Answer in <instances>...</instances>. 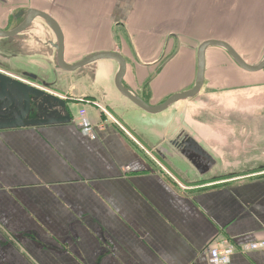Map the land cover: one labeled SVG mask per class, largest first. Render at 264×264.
Here are the masks:
<instances>
[{
	"label": "crops",
	"instance_id": "1",
	"mask_svg": "<svg viewBox=\"0 0 264 264\" xmlns=\"http://www.w3.org/2000/svg\"><path fill=\"white\" fill-rule=\"evenodd\" d=\"M29 9L57 21L68 65L121 54L124 87L153 107L194 87L206 41L264 58V0H0V28ZM56 42L42 19L0 38L8 74L49 84L73 117L0 130V264H217L225 239L230 264H264V70L210 47L200 93L150 114L117 89L118 62L66 72ZM183 134L215 161L207 173L175 144Z\"/></svg>",
	"mask_w": 264,
	"mask_h": 264
},
{
	"label": "water",
	"instance_id": "2",
	"mask_svg": "<svg viewBox=\"0 0 264 264\" xmlns=\"http://www.w3.org/2000/svg\"><path fill=\"white\" fill-rule=\"evenodd\" d=\"M16 18H23V23L10 31H4L0 28V38L9 39L12 42L18 35L27 31L35 20L42 19L56 36L57 42L52 45L57 51L56 62L58 68L66 72H75L99 60H114L119 64V71L116 75L117 89L136 106L150 114L162 112L170 105L193 98L200 93L205 80L206 51L210 47L225 49L229 56L245 71L258 72L264 70V58L260 64L253 66L248 64L228 43L217 40L206 41L198 49V70L194 87L189 91L173 95L158 107H153L124 87L123 79L126 74L127 65L126 60L121 54L117 52L97 53L78 63L68 65L64 58V34L52 16L43 11L29 9L17 13ZM18 72L24 78L11 76L0 71V130L72 122L73 117L68 110L65 100L59 99L27 81V79L37 80L36 76L25 72ZM44 85L46 89L50 87L49 84ZM32 116H36L37 118H32ZM176 143L180 152L200 173H207L215 165L213 158L189 135L183 134L175 141Z\"/></svg>",
	"mask_w": 264,
	"mask_h": 264
},
{
	"label": "built area",
	"instance_id": "3",
	"mask_svg": "<svg viewBox=\"0 0 264 264\" xmlns=\"http://www.w3.org/2000/svg\"><path fill=\"white\" fill-rule=\"evenodd\" d=\"M37 87L41 88L42 90L46 91L47 93H49V94H51L53 96L59 98L58 95H55V94L52 93L53 91H49L48 89L40 87V86H37ZM85 117H86V111L85 110H81L80 113H79V118L77 119L78 126H80V127L87 126V124L85 122V119H86ZM90 134L92 135V132H90ZM152 159L155 161V163L159 167H161L167 173L168 176H170L176 183H178L179 186L183 190H188L189 189V187H187L186 185L181 183L165 167H163L162 164L159 163L154 156H152ZM255 247L256 248H262V247H264V243H258V244L255 245ZM235 253H236V249H235V247L232 244V240L231 239L223 240V242L221 244V248L219 247V249L217 250L216 263L217 264H230L231 257Z\"/></svg>",
	"mask_w": 264,
	"mask_h": 264
},
{
	"label": "flooded vegetation",
	"instance_id": "4",
	"mask_svg": "<svg viewBox=\"0 0 264 264\" xmlns=\"http://www.w3.org/2000/svg\"><path fill=\"white\" fill-rule=\"evenodd\" d=\"M18 21H19V22L13 24V26L11 25V22H10V23L8 24V27H6L5 29H2V30H4V31H10V30H12V29H15L16 27H18L20 24L23 23L24 19L21 18V20H18ZM10 25H11V26H10ZM7 47H8V44H7V43H6L5 45H0V49H1L2 51H6V50H7ZM0 67H2V68H0V71H1V72H4V73H6V74L9 73V71H7V70L5 69V65H0ZM8 75H10V74H8ZM32 118H37V117H36V116H32Z\"/></svg>",
	"mask_w": 264,
	"mask_h": 264
},
{
	"label": "rangeland",
	"instance_id": "5",
	"mask_svg": "<svg viewBox=\"0 0 264 264\" xmlns=\"http://www.w3.org/2000/svg\"><path fill=\"white\" fill-rule=\"evenodd\" d=\"M246 6L243 4V5H241V4H239V6H235V8H245ZM245 9H244V14H245ZM45 23V22H44ZM256 28H259L260 29V27L259 26H257ZM19 62H22V60H18V62L17 63H19ZM28 82H30V84H35V83H32L31 82V80H28ZM37 86V85H36Z\"/></svg>",
	"mask_w": 264,
	"mask_h": 264
}]
</instances>
